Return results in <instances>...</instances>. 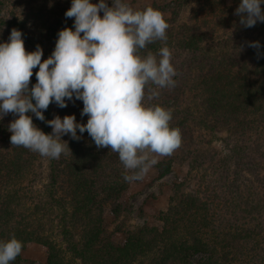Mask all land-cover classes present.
Segmentation results:
<instances>
[{"label":"trees","instance_id":"16d2710c","mask_svg":"<svg viewBox=\"0 0 264 264\" xmlns=\"http://www.w3.org/2000/svg\"><path fill=\"white\" fill-rule=\"evenodd\" d=\"M240 2L172 0L164 7L156 0L150 5L169 25L167 41L149 44L140 55L167 46L177 76L175 87L159 90L158 98L146 97L145 106L171 109L170 127L179 128L181 137L193 121L211 132L221 126L237 137L229 155L208 158L216 178H207L194 193L176 183L157 224L128 231L123 242L108 233L105 216L108 210L115 217L125 212V196L142 179L124 180L117 153L97 149L85 132L79 141L62 137L68 154L43 157L11 145L8 126L18 117L0 120V241L15 237L23 244L10 264H18L30 245L43 250L46 264H264V184L259 190L246 187L250 181L243 169L245 153L264 141V23L242 26L235 15ZM70 7L71 0H0V43L16 28L27 52L37 45L43 49V62L54 51L58 32L74 31V18L65 17ZM257 41L259 49L248 46ZM38 70L33 69L30 87ZM78 103L50 104L45 120L74 115L86 124L83 102ZM29 115L51 134V127ZM158 167L160 176L171 168Z\"/></svg>","mask_w":264,"mask_h":264},{"label":"clouds","instance_id":"9594fccd","mask_svg":"<svg viewBox=\"0 0 264 264\" xmlns=\"http://www.w3.org/2000/svg\"><path fill=\"white\" fill-rule=\"evenodd\" d=\"M262 4L264 0H241L235 10L240 24L251 28L264 23ZM65 17L74 18V31H59L54 51L43 62V49L37 45L27 52L16 28L0 43V120L8 114L18 117L8 126L10 143L59 159L71 152L63 136L79 141L87 132L97 149L118 154L126 182L141 180L158 163L156 157L170 156L181 145L180 129L170 127L172 110L144 103L176 85L167 46L140 55L149 44L166 43L169 25L159 10H135L125 0H111V6L108 0H71ZM248 46L260 48L258 41ZM37 67V82L30 87ZM73 98L83 102L86 124L77 123L74 115L45 120L50 104L66 108V100ZM29 113L51 127V134L41 131ZM22 248L15 237L0 241V264H10Z\"/></svg>","mask_w":264,"mask_h":264},{"label":"rangeland","instance_id":"374dc122","mask_svg":"<svg viewBox=\"0 0 264 264\" xmlns=\"http://www.w3.org/2000/svg\"><path fill=\"white\" fill-rule=\"evenodd\" d=\"M155 1L125 0L135 10H143ZM171 1L162 0V4L164 2L163 6L167 7V3ZM96 3H99V1ZM108 3L111 6V0H108ZM100 15L102 17L103 13L101 12ZM78 102L79 100H75V98H73V101L66 100L68 105L75 103L79 105ZM55 106L58 108L56 104ZM184 130L180 147L170 156L156 157L158 163L144 175L138 184L132 186L125 196L124 204L127 207L125 212H122L119 217H115L110 210L107 211L105 216L107 231L118 242H123L125 234L134 228L146 224H157L156 216L169 207L176 183H183V192L194 193L199 189L200 183L206 181L207 178H216L218 175L211 174V169L208 166L211 160L208 158L212 154L218 155V159L229 155V148L235 145L234 139L237 137L221 126L215 132H211L194 121L192 123L188 122ZM243 159H245V164L247 162L243 168L246 172L244 179L246 178L250 182H244L243 175H240L237 179L243 181L246 187H253L257 190L263 189L264 141L260 146H256L254 151L246 152ZM197 160L198 164L195 163ZM161 163L171 166L170 171L164 176L159 175L158 166ZM234 166L232 165V167ZM37 187L38 189L41 188V183ZM18 264H46V257L39 246L30 245L23 253L22 260Z\"/></svg>","mask_w":264,"mask_h":264}]
</instances>
